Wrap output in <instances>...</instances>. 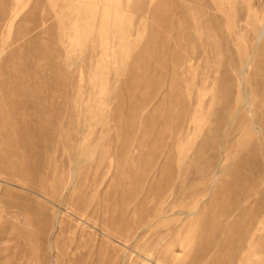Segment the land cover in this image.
<instances>
[{"label":"rangeland","instance_id":"obj_1","mask_svg":"<svg viewBox=\"0 0 264 264\" xmlns=\"http://www.w3.org/2000/svg\"><path fill=\"white\" fill-rule=\"evenodd\" d=\"M0 264H264V0H0Z\"/></svg>","mask_w":264,"mask_h":264}]
</instances>
